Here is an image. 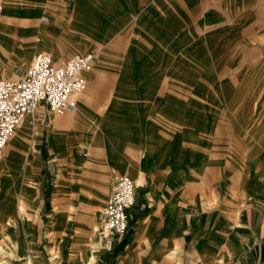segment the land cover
<instances>
[{"label":"crops","instance_id":"0c3cea01","mask_svg":"<svg viewBox=\"0 0 264 264\" xmlns=\"http://www.w3.org/2000/svg\"><path fill=\"white\" fill-rule=\"evenodd\" d=\"M68 2L6 0L8 9L0 18L3 78H21L10 72L21 74L39 52L50 53L55 65L76 53L94 55L85 90L76 101L78 113L51 115L40 104L15 128L1 154L5 163L14 158L20 163L21 171L5 173L9 186L28 195L22 188L32 185L22 187V179L15 185L13 177L27 176L32 183L39 175L40 208L50 212L52 229L58 215L49 208V198L56 201L67 192L59 187L65 179L60 170H69L76 159L70 153L74 145L91 138L95 144L91 152L100 156V169L90 171L93 181L102 173L104 185L112 186L119 174L129 176L136 204L129 212L128 232L121 237L109 233L104 245L94 234L92 248L90 224L83 226L82 236L74 242L85 246L78 253L85 264H264V168L248 156L250 175L227 178L222 201L215 209L204 210L203 173L218 177L225 167L212 156L207 141L193 134L167 138L157 129L163 122L185 121V72L175 63L184 52H195L187 48L186 13L178 0H71L67 7ZM33 141L37 151L30 173ZM49 172L54 175L51 187ZM192 185L196 191L190 198ZM33 188L31 196L37 192ZM68 189L76 187L69 183ZM64 258L55 263L73 260L69 253Z\"/></svg>","mask_w":264,"mask_h":264},{"label":"rangeland","instance_id":"374dc122","mask_svg":"<svg viewBox=\"0 0 264 264\" xmlns=\"http://www.w3.org/2000/svg\"><path fill=\"white\" fill-rule=\"evenodd\" d=\"M70 2L67 7L71 6ZM177 5L186 13V39L190 43L187 48L195 52L194 55L184 52L175 63L185 72L182 77L185 121L181 125L163 122L157 129L167 138L174 135L188 138L193 134L210 144L215 153L212 156L225 167L218 177L212 172L203 173L201 199L204 210H212L222 201L229 182L227 178L231 181L238 179L241 173L244 177L250 175L248 156L253 164L264 168V0H178ZM27 68L21 74L15 70L10 73L23 77ZM85 139L84 145L80 142L71 149V157L76 159L70 162V169L60 170L65 179L60 180L59 187L67 192L62 191L56 201L52 196L49 198V208L58 215L52 229L49 228L50 212L40 208L43 206L40 176L32 183L27 176L13 177L15 185L21 179L22 187L32 185L22 188L29 196L33 186L37 190L31 197L21 193L24 210L19 215L16 196L20 192L9 186L10 178L5 173L21 171L20 163L15 158L5 163L0 156V264H26L17 260L15 243L19 253L27 250L35 264L64 262L68 253L73 259L70 264H85L78 255L85 246L78 245L74 238L82 236L83 226L90 224L88 241L94 242L91 237L98 235V231H94L99 227L97 217L103 215L105 201L111 194L110 183L104 185L102 173L94 179L96 182L91 178L90 171L100 169V156L91 152L94 139ZM78 146L84 147L83 154ZM53 177L51 173L50 187ZM113 181L114 178L112 184ZM69 183L76 189H68ZM195 191L192 185L190 198ZM88 214L90 221L83 224ZM133 215H130L132 219ZM59 222L66 225L60 227ZM67 224L71 226L66 227ZM28 232L35 235L31 244L24 242L32 238Z\"/></svg>","mask_w":264,"mask_h":264},{"label":"built area","instance_id":"2783aa9c","mask_svg":"<svg viewBox=\"0 0 264 264\" xmlns=\"http://www.w3.org/2000/svg\"><path fill=\"white\" fill-rule=\"evenodd\" d=\"M46 22V18H41ZM94 55L74 54L55 65L50 53L37 54L26 74L14 80L0 76V156L20 120L32 116L38 105L56 115L76 110V101L85 90L86 74L92 69ZM103 208V223L110 234L121 237L129 229V212L135 207L133 180L119 174ZM237 264V263H235Z\"/></svg>","mask_w":264,"mask_h":264},{"label":"bare ground","instance_id":"6f19581e","mask_svg":"<svg viewBox=\"0 0 264 264\" xmlns=\"http://www.w3.org/2000/svg\"><path fill=\"white\" fill-rule=\"evenodd\" d=\"M7 5H6V0H0V8H1V14H0V18H1V15H2V13L4 12L5 13V11L8 9L7 7H6ZM1 45V44H0ZM76 113H78V107H76V110H75V113L74 114H76ZM21 122V120L19 121V123ZM19 123H18V125H19ZM33 124H34V122H33ZM17 125V126H18ZM14 135H16V134H14ZM10 139V138H9ZM38 141V140H37ZM15 143H16V141H15ZM9 145H10V143H9ZM36 145H35V141H33V144H32V146H31V148H30V154H29V161H30V166L31 167H29L28 168V170H30V173L33 171V169H32V167H33V165H34V161H35V154H36ZM55 154V153H54ZM27 155V154H26ZM53 160H54V162H56L57 161V158L56 157H54L53 156ZM5 161V160H4ZM11 162V161H10ZM28 166V165H27ZM26 174V173H25ZM27 175V174H26ZM29 176V175H28ZM30 178V177H29ZM149 192V191H148ZM20 194V193H19ZM19 197H17L18 198V200H17V209H18V214L20 215V214H22L23 213V207H22V204H21V202H22V198H23V195L22 194H20V195H18ZM16 203V202H15ZM17 214V215H18ZM24 221V220H23ZM90 221V217H89V214L86 216V218H85V220H84V223L86 224V223H88ZM99 222H100V224H99ZM97 223H98V225H99V227L97 226L96 228H94V231H98L97 233H98V235H97V237H98V241L102 244V245H104L105 244V242L106 241H108L109 240V232H108V230L105 228V226H104V224H102L103 223V216L100 214V216H98L97 217ZM30 231V230H29ZM29 234L28 235H31V237H32V239L31 240H33V237L35 236L34 235V233L33 232H28ZM1 236H3V235H1ZM31 240H30V238L28 239V241L27 242H31ZM15 245H16V250H17V254L19 253V251H18V249H17V244L15 243ZM90 246H92V248H94V246H93V244H91ZM19 255V254H18ZM24 257L22 258V259H20V257H17V260L19 261H23V262H25L26 264H32V260L30 259V255H23Z\"/></svg>","mask_w":264,"mask_h":264}]
</instances>
